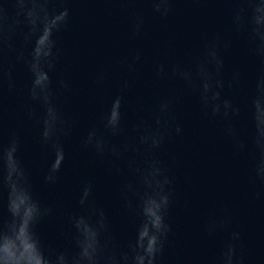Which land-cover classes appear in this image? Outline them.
Returning a JSON list of instances; mask_svg holds the SVG:
<instances>
[{
    "label": "water",
    "instance_id": "water-1",
    "mask_svg": "<svg viewBox=\"0 0 264 264\" xmlns=\"http://www.w3.org/2000/svg\"><path fill=\"white\" fill-rule=\"evenodd\" d=\"M0 264H264V0H0Z\"/></svg>",
    "mask_w": 264,
    "mask_h": 264
},
{
    "label": "clouds",
    "instance_id": "clouds-1",
    "mask_svg": "<svg viewBox=\"0 0 264 264\" xmlns=\"http://www.w3.org/2000/svg\"><path fill=\"white\" fill-rule=\"evenodd\" d=\"M176 131H177V133H179L180 131H181V129L179 128V127H177L176 128ZM9 210H10V212H11V209H10V206H9ZM167 228V227H166ZM165 228V229H166ZM162 236L163 235H165V230L162 232V234H161ZM161 247H162V245L160 244V242H159V247H158V249H157V252L161 249ZM232 247V246H231ZM153 259H155V256L153 257ZM231 259H232V257H231Z\"/></svg>",
    "mask_w": 264,
    "mask_h": 264
}]
</instances>
